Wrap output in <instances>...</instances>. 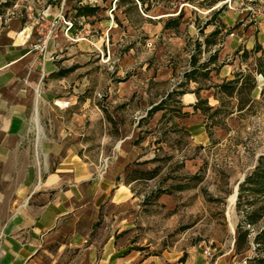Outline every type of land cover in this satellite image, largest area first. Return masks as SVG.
<instances>
[{"label":"crops","instance_id":"1","mask_svg":"<svg viewBox=\"0 0 264 264\" xmlns=\"http://www.w3.org/2000/svg\"><path fill=\"white\" fill-rule=\"evenodd\" d=\"M92 1L79 0L71 7L69 0L60 6L53 0L47 2L46 13L63 10L74 26L70 37L64 29L57 30L44 50L35 47L42 32L35 19L39 12L32 18V13L0 7V264H232L227 253L215 257L212 250L208 258L205 247L152 251L147 248L150 244L131 242L132 232H124L134 226L139 200L133 184L146 180L140 172H150L145 165L154 158L138 147L145 139H135L127 123H117L121 137L106 153L93 138L90 128H103L107 134L109 124L93 101L96 89L107 90L109 97L138 92L135 75L104 77L99 72L98 80L90 62L94 58H82L89 43H113L118 35L117 0L109 1L111 8L108 0ZM84 2L99 8L94 14L78 15L77 7ZM223 12L229 36L242 33L245 26L252 28L245 13ZM253 25L257 29L248 43L228 36L225 57L230 50L240 53L244 49L255 57L251 51L256 44L264 56V22ZM227 65L219 73L211 71V80L200 95L204 90L215 95L209 85L232 79L243 70L239 66L230 71ZM140 95L148 96V89L142 88ZM161 100L148 105L141 118ZM62 101L68 105H59ZM194 111L200 110L193 107ZM164 112L159 109L151 115L159 121ZM94 113L99 119H92ZM188 116L175 120L179 123ZM111 117L118 120L114 114ZM94 153L97 159L104 153L116 159L102 170L100 160L99 164L89 160ZM142 157L144 164H135Z\"/></svg>","mask_w":264,"mask_h":264},{"label":"rangeland","instance_id":"2","mask_svg":"<svg viewBox=\"0 0 264 264\" xmlns=\"http://www.w3.org/2000/svg\"><path fill=\"white\" fill-rule=\"evenodd\" d=\"M0 1V7L5 11L29 12L35 18L34 15L45 11L47 2L52 0ZM53 1L60 6L63 0ZM78 1L69 0L70 7L79 4ZM109 1L107 7L111 8ZM229 3H235L236 8L230 9ZM249 7L254 11L251 12ZM123 9L116 10L119 26L113 43H89L87 55L82 58H94L90 62L94 63L91 67L95 68L93 71L98 80H101L99 72L104 77L107 74L135 75L138 95L109 97L107 90L96 89L94 92L93 101L109 123L107 134L103 128H90L98 145L103 144L105 153L114 148L115 140L122 134L117 123H127L135 132V139L139 137V141L144 137L142 144H138L144 154L150 159H158L149 160L145 165L152 170L159 167L156 176L133 184L139 200L134 209V226L124 232H132L129 236L131 242L150 244L147 248L151 247L152 251L205 247L214 250L215 257L227 253V257L233 258L232 264H255L252 258L264 255V240L259 244L255 240L258 231L264 228V187L256 193L245 189L241 197L237 196L231 210L228 197L234 186L254 171L258 156L264 154V76L256 74L258 86L253 92L250 112L221 115L210 122L201 110L193 112L190 107L195 101L192 91L197 83L186 80L185 72L193 67V54L197 62L202 63L216 49V72L219 73L224 64H228L230 71H236L239 66L243 71H254V56L245 58L242 52L231 50L224 56L223 48L228 43L230 27L223 20V10L246 14L244 18L252 28L245 26L242 33H231L229 37L248 43L253 40V31L257 29L253 24L264 22V0H157L149 10L138 6L126 14ZM181 11L179 25L166 27V22ZM252 14L255 15L250 19ZM215 28L221 29L218 45L206 50L205 36ZM262 55V50L256 54L258 57ZM199 79L202 84H208V80L200 76ZM182 81L185 85L178 89L186 92L166 100L168 114L159 120L161 123L153 115L141 118L146 115L148 105L166 98L167 93ZM141 87L148 89V96L140 95ZM201 95L208 97L214 107L221 105L215 95L205 90ZM221 99L230 106L237 103L235 98L221 96ZM179 100L182 104L177 102ZM182 108L189 111V116L178 123L175 110ZM113 114L118 120L111 117ZM98 115L94 113L92 119H99ZM108 134L113 135V139ZM105 153L98 159L94 153L89 160L94 164H99L100 160V168L105 170L104 164L116 159L115 155L106 158ZM135 164H144L143 157ZM193 175L199 176L193 178ZM180 184H185V188L180 190ZM250 213H253L252 219H257L256 224L247 223ZM241 225L248 228L250 234L247 241L242 239L236 244Z\"/></svg>","mask_w":264,"mask_h":264},{"label":"trees","instance_id":"3","mask_svg":"<svg viewBox=\"0 0 264 264\" xmlns=\"http://www.w3.org/2000/svg\"><path fill=\"white\" fill-rule=\"evenodd\" d=\"M157 0H117V8H124V12L127 14L131 9H137L138 6L145 7V10H149L153 4ZM192 1V0H190ZM98 6H90V5H82L77 7V14H94L98 10ZM182 11L180 14L168 20L165 24L166 27L173 24V27H177L179 25V20L182 16ZM231 29H228L230 33ZM221 33V29L215 28L213 31H211L209 34L205 36V46L206 50L210 48L211 46H216L218 44L217 38L218 35ZM261 47H255L251 52L252 55H256L259 51H261ZM215 53H212L209 55L208 59L203 61L202 63H198L195 55H192V69L185 72L186 80L188 81H194L198 83L199 85L194 89L192 92L196 93L197 95V102L193 105L195 110H201L202 113L212 120L216 118L217 116H230L232 114L239 113V114H245L247 112H250L252 110V103H253V92L257 88V77L256 74H261L264 76V56H255L254 59L255 67L254 71H243L238 70L234 73V77L232 79L223 80L221 83H214L210 86H213L216 90L215 95L216 98L221 100V105L218 107H214L209 104L208 99L201 97L200 90L204 88V84L201 83L199 76L206 79L211 80V71L216 70L217 66L214 65V67L211 66V64L216 62V53L217 49L215 50ZM243 57L248 58L250 57L249 51L245 49L243 52ZM198 64V65H197ZM185 85V82H180L176 86L177 88L173 89L172 91L168 92L166 95V98H163L158 104L152 106V108L148 111V115H151L153 112L159 110V109H165V112L162 116V119H164L167 116V107H166V100L171 98L173 95L177 94H184L186 91L183 89H178L180 87H183ZM221 96L226 97L228 99L235 98L237 100L236 105L230 106L229 103L225 104L223 103ZM180 104H182L181 100L177 101ZM175 110V109H174ZM178 114V116H188L189 112L182 111V109L175 110ZM223 118V117H222ZM216 124V122L213 121V124ZM210 127V126H209ZM209 136L211 135V132L207 130ZM154 161L158 160L157 158L153 159ZM159 167H156V169L151 170L150 172H140L145 173V176L142 178H145L146 180L151 179L156 176ZM138 173V172H137ZM199 175H193L191 177L197 178ZM144 180V181H146ZM249 186V187H248ZM264 187V154H261L258 156L257 164L255 165L254 171L246 176V178L240 183L239 185V194L238 196L241 197L242 192L245 189H250L252 193H256L259 190H261ZM178 188L180 190L185 188V184L178 185ZM253 213H250L247 216V223L248 224H256L257 219H252L251 215ZM250 234V231L248 228H246L244 225H241L238 238L236 239V244L240 242V240H248V236ZM256 242L259 244L264 240V228L258 231V233L255 236ZM252 261L255 262V264H264V255L261 254L258 257L252 258Z\"/></svg>","mask_w":264,"mask_h":264},{"label":"built area","instance_id":"4","mask_svg":"<svg viewBox=\"0 0 264 264\" xmlns=\"http://www.w3.org/2000/svg\"><path fill=\"white\" fill-rule=\"evenodd\" d=\"M228 7L230 9L236 8L235 3L234 4L229 3ZM249 9L251 10V12L254 11L252 7H249ZM254 15L255 14H252L251 16H249L250 19H252ZM35 19H36V22L39 24L40 31H42L40 33V38H41L40 42L36 44L35 47L41 50H44L46 48L48 40L57 30L64 29L66 37H70L69 31L74 26L73 19L68 17L67 14L63 10L59 11L58 13L54 15L46 13V11H42L36 16ZM59 105L67 106L68 101H62L61 104ZM104 165L107 167V163H105ZM205 252L208 258H212L213 252L210 248H207Z\"/></svg>","mask_w":264,"mask_h":264},{"label":"bare ground","instance_id":"5","mask_svg":"<svg viewBox=\"0 0 264 264\" xmlns=\"http://www.w3.org/2000/svg\"><path fill=\"white\" fill-rule=\"evenodd\" d=\"M236 186H237V184L234 186L233 192L228 197V202H229L228 203V207H229L230 210L234 207V204L236 202V198H237V196H236Z\"/></svg>","mask_w":264,"mask_h":264},{"label":"water","instance_id":"6","mask_svg":"<svg viewBox=\"0 0 264 264\" xmlns=\"http://www.w3.org/2000/svg\"><path fill=\"white\" fill-rule=\"evenodd\" d=\"M244 179H245V178L243 177V178L238 182V184H237V186H236V196H238L239 185H240V183H241Z\"/></svg>","mask_w":264,"mask_h":264}]
</instances>
